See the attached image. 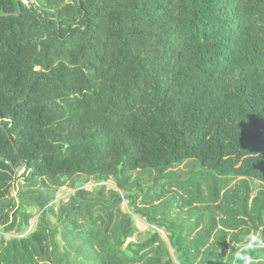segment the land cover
<instances>
[{
	"label": "trees",
	"instance_id": "16d2710c",
	"mask_svg": "<svg viewBox=\"0 0 264 264\" xmlns=\"http://www.w3.org/2000/svg\"><path fill=\"white\" fill-rule=\"evenodd\" d=\"M194 161L218 178L208 198L177 182L200 203L228 178L264 184V0H0V264H264V248L228 255L214 216L180 225L136 206V174L162 189ZM20 171L28 190L4 199ZM76 178L55 203L49 183Z\"/></svg>",
	"mask_w": 264,
	"mask_h": 264
},
{
	"label": "rangeland",
	"instance_id": "374dc122",
	"mask_svg": "<svg viewBox=\"0 0 264 264\" xmlns=\"http://www.w3.org/2000/svg\"><path fill=\"white\" fill-rule=\"evenodd\" d=\"M23 1L26 2V0ZM193 163L195 164L194 166L186 163L180 168L173 170L171 172L173 173L171 176L173 182L167 183L168 181L164 180L160 183L163 184L162 189L164 190H162L161 187L156 188L155 178L157 174L155 171H148V174H136L135 184L131 186L129 192L137 197L136 206H147L150 208H154L156 205H158L155 209L158 212V216L169 219L170 221L176 222L180 225L186 224V219L189 217V215L191 216V219L194 220L199 212H203L205 219L207 220L208 217L214 216L217 219V228L222 232L224 231L229 234L227 240L228 255L233 254L236 246L245 244L246 238L250 234L255 233L254 229H257V234H261V236L264 237V210L260 212V216L257 215L258 210L260 209L262 204H264V184H261L258 181H253L251 179L228 178L218 184V194L215 199H213L211 202L200 203L194 199L196 192L195 186L201 184L203 197L208 198L210 195L211 184L205 182L206 180H209L210 182L217 181L218 178H215V175H211V171L203 168L199 162L194 161ZM22 174L23 172L20 171L18 174V178ZM81 181V179L76 178L73 182L59 187L49 183L50 192L55 195V203H58L60 201H67L69 197L73 196L76 192V188L81 184ZM188 181L194 183L195 186L188 185L187 189H189V192L181 190L178 183H187ZM100 186L106 187V193H108L110 190H120L117 180L114 178L101 184L97 183L93 178H90L89 182L85 185V189L88 191H93ZM7 189L8 191L5 193L4 199H12L16 201V199H18L19 192L27 191L28 187L24 186L23 178H19ZM45 191L48 192V188L45 189ZM126 193L127 192H125L123 195H126ZM157 195H161L160 200L156 202L155 200L151 199V197H155ZM192 197L194 199V203L190 205L186 201ZM183 199H185L186 201L184 202ZM16 202H18V200ZM171 203L174 206V208L172 209L169 208V205ZM128 208L129 200H125L123 202V209L125 211H128ZM197 208H200V211H197ZM14 211L15 209L8 213L10 217H13ZM231 211L232 213L238 212L239 219L243 218L247 221L243 225V227H239L242 228L241 230H239V228L231 227L232 223H234L236 219V217H231ZM242 211L244 212V214ZM32 213L34 216L30 220V226L25 234H28L35 230L38 219L40 217L39 208L33 210ZM168 214L170 215L168 216ZM134 218L137 227L141 231L145 232L152 227L147 219L143 218L140 214L134 215ZM201 226L203 227L192 231V238L195 239L198 236L199 232L204 227H206V224H201ZM152 228L156 229L155 227ZM161 233L163 237L167 239V234L164 229L161 230ZM16 236L17 233L12 232L10 234H7L5 237L7 239H10ZM232 237H236V240L234 241ZM132 240L134 239H131L129 241ZM238 242L240 244H238ZM212 244L213 239L206 246H204L203 249H208Z\"/></svg>",
	"mask_w": 264,
	"mask_h": 264
},
{
	"label": "clouds",
	"instance_id": "9594fccd",
	"mask_svg": "<svg viewBox=\"0 0 264 264\" xmlns=\"http://www.w3.org/2000/svg\"><path fill=\"white\" fill-rule=\"evenodd\" d=\"M243 247L245 250L264 248V237L256 233H252L246 238V243ZM237 259L243 260L244 264H252V257L250 256H240V254L237 253Z\"/></svg>",
	"mask_w": 264,
	"mask_h": 264
},
{
	"label": "water",
	"instance_id": "95a60500",
	"mask_svg": "<svg viewBox=\"0 0 264 264\" xmlns=\"http://www.w3.org/2000/svg\"><path fill=\"white\" fill-rule=\"evenodd\" d=\"M29 2H34V0H28Z\"/></svg>",
	"mask_w": 264,
	"mask_h": 264
}]
</instances>
